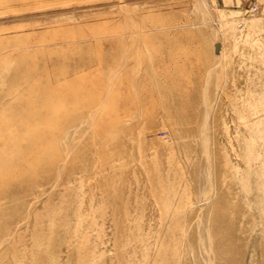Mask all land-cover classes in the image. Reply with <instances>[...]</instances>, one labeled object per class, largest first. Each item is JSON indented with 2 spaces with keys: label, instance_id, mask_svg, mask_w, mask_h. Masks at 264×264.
Here are the masks:
<instances>
[{
  "label": "rangeland",
  "instance_id": "1",
  "mask_svg": "<svg viewBox=\"0 0 264 264\" xmlns=\"http://www.w3.org/2000/svg\"><path fill=\"white\" fill-rule=\"evenodd\" d=\"M0 264H264V0H0Z\"/></svg>",
  "mask_w": 264,
  "mask_h": 264
},
{
  "label": "bare ground",
  "instance_id": "2",
  "mask_svg": "<svg viewBox=\"0 0 264 264\" xmlns=\"http://www.w3.org/2000/svg\"><path fill=\"white\" fill-rule=\"evenodd\" d=\"M214 215V214H213ZM238 253V252H237Z\"/></svg>",
  "mask_w": 264,
  "mask_h": 264
}]
</instances>
